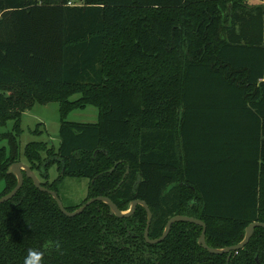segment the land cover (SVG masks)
Instances as JSON below:
<instances>
[{
	"label": "trees",
	"instance_id": "16d2710c",
	"mask_svg": "<svg viewBox=\"0 0 264 264\" xmlns=\"http://www.w3.org/2000/svg\"><path fill=\"white\" fill-rule=\"evenodd\" d=\"M249 2L0 0V128L14 123L0 133V198L25 161L58 196L69 177L90 181L86 200L63 203L70 212L97 197L121 211L141 200L152 240L187 216L206 224L209 247L241 243L264 223V5ZM51 103L58 148L31 142L22 153L24 113ZM88 106L98 122L67 120ZM147 220L142 206L118 218L103 202L67 217L24 173L0 205V264H23L30 249L43 264H264L263 228L228 260L202 248L191 223L149 244Z\"/></svg>",
	"mask_w": 264,
	"mask_h": 264
},
{
	"label": "rangeland",
	"instance_id": "374dc122",
	"mask_svg": "<svg viewBox=\"0 0 264 264\" xmlns=\"http://www.w3.org/2000/svg\"><path fill=\"white\" fill-rule=\"evenodd\" d=\"M75 3V0H73ZM250 4L258 3V0H250ZM74 96L72 100L78 99ZM99 119V111L94 106L85 109L72 111L67 120L69 122L96 123ZM14 123L8 122L0 128V133L11 132ZM61 126L60 105L51 103L48 105H36L32 110L24 113L22 118L23 133L18 138L21 152L25 146L31 142H47L58 148L59 132ZM39 130V133H36ZM3 144H6L5 142ZM25 162V161H23ZM59 176V172L54 167L50 170V180L54 181ZM90 181L88 179L67 178L59 187V196L66 207H71L82 203L88 197ZM5 189L4 182L0 181V194Z\"/></svg>",
	"mask_w": 264,
	"mask_h": 264
},
{
	"label": "water",
	"instance_id": "95a60500",
	"mask_svg": "<svg viewBox=\"0 0 264 264\" xmlns=\"http://www.w3.org/2000/svg\"><path fill=\"white\" fill-rule=\"evenodd\" d=\"M8 173L14 174L17 177L18 183L12 192H10L9 194L0 198V205L11 200L12 198H14L17 195V193L20 191V189L23 186L24 173H25L30 179L33 180L36 188L42 192L50 194L56 200L58 207L61 210V212L70 218H73V217H76V216L82 214L87 207L94 204L95 202H103V203L107 204L110 207V213L112 215L118 217V218L132 217L138 206L144 207V209L147 213V216H148L147 226H146V230H145V240L147 243L152 244V245L158 244V243L164 241L166 239V237L169 235L171 228L175 223H179V222L191 223L194 225H198V226L202 227V229H203L202 234L199 238V245L202 248H204L209 253L214 254V255H229L228 260H230L232 253H236L239 250L245 248V246L252 239L254 232L257 228H263L264 229V223H260V222L252 223L246 228L245 238L241 243H239L238 245H235V246L224 248V249H214V248L209 247L207 244V241H206L207 226L203 221H201L199 219L192 218V217H187V216H175V217L171 218L169 220V222L167 223L163 236L159 239L152 240V239H150L149 233H150V227H151V223H152V219H153V213H152L151 209L149 208L148 204L144 201L135 200L131 203L130 209L128 211H121L117 207V205H115L109 198L97 197V198L90 199L85 205H83L82 207H80L76 211L70 212L65 208L63 202L61 201V199L59 198V196L56 192L49 190V189L42 186V183H41L39 177L26 163L17 162L15 164H13L12 167L9 169Z\"/></svg>",
	"mask_w": 264,
	"mask_h": 264
},
{
	"label": "clouds",
	"instance_id": "9594fccd",
	"mask_svg": "<svg viewBox=\"0 0 264 264\" xmlns=\"http://www.w3.org/2000/svg\"><path fill=\"white\" fill-rule=\"evenodd\" d=\"M43 259V252L36 249H30L24 258L23 264H43Z\"/></svg>",
	"mask_w": 264,
	"mask_h": 264
},
{
	"label": "crops",
	"instance_id": "0c3cea01",
	"mask_svg": "<svg viewBox=\"0 0 264 264\" xmlns=\"http://www.w3.org/2000/svg\"><path fill=\"white\" fill-rule=\"evenodd\" d=\"M255 1V0H254ZM253 5H264V1H258V3L253 4Z\"/></svg>",
	"mask_w": 264,
	"mask_h": 264
},
{
	"label": "built area",
	"instance_id": "2783aa9c",
	"mask_svg": "<svg viewBox=\"0 0 264 264\" xmlns=\"http://www.w3.org/2000/svg\"><path fill=\"white\" fill-rule=\"evenodd\" d=\"M247 1H250V0H247Z\"/></svg>",
	"mask_w": 264,
	"mask_h": 264
}]
</instances>
